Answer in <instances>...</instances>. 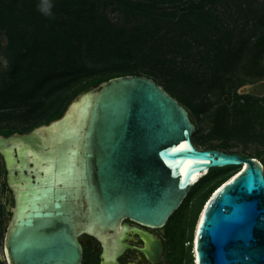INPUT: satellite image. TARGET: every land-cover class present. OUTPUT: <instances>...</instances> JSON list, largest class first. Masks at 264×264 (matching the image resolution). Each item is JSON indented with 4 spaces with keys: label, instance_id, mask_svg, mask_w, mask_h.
<instances>
[{
    "label": "water",
    "instance_id": "obj_1",
    "mask_svg": "<svg viewBox=\"0 0 264 264\" xmlns=\"http://www.w3.org/2000/svg\"><path fill=\"white\" fill-rule=\"evenodd\" d=\"M240 94L261 97L264 82ZM195 131L188 111L155 81L128 75L79 92L47 124L0 135L15 201L11 263L82 264L83 247L97 240L101 264L113 255L118 264L132 249L130 234L154 262L161 242L124 221L164 230L210 170L245 165L204 207L194 264H264L263 166L198 149Z\"/></svg>",
    "mask_w": 264,
    "mask_h": 264
},
{
    "label": "rangeland",
    "instance_id": "obj_2",
    "mask_svg": "<svg viewBox=\"0 0 264 264\" xmlns=\"http://www.w3.org/2000/svg\"><path fill=\"white\" fill-rule=\"evenodd\" d=\"M62 1L0 0V131L27 132L43 125L85 84L123 73L147 77L180 101L197 128L192 141L198 149L254 158L264 168V95L253 111L238 98L242 88L264 82V0L207 1L194 13L187 8L203 0H179L181 9L164 5L152 15L95 0L98 9L90 16L70 10L72 31L59 39L51 30L66 15ZM48 3L53 18L42 14ZM36 39L34 55L21 48ZM221 171L185 204L188 211L201 208L185 231L181 264H194L204 207L239 174L236 167L215 174ZM85 260L93 264L92 246Z\"/></svg>",
    "mask_w": 264,
    "mask_h": 264
},
{
    "label": "trees",
    "instance_id": "obj_3",
    "mask_svg": "<svg viewBox=\"0 0 264 264\" xmlns=\"http://www.w3.org/2000/svg\"><path fill=\"white\" fill-rule=\"evenodd\" d=\"M113 1H116V2L124 5L126 8H128V6H132L131 8H133V9L143 10L146 15H152L153 11H162V9L164 8V5H169V6L171 5V6H174V7L176 6L179 8V6H177L178 5L177 3L179 0H139V3H132L129 0H113ZM142 1H144L145 3H143ZM207 1H209L208 3H213L215 0H203L202 2H199L196 4H191L187 9L191 13L200 11V10L204 9ZM61 7H62V12H64L66 15H63L61 17L60 25L58 26V28L55 29L52 26V30H51V32H53L55 35H57L59 39H62L63 36L67 37L69 32L72 31V25L70 24V18L68 15L70 10H74V12L76 14H79V15H87V16L89 15L90 16V15L94 14L98 9V5L95 3V0H63L61 3ZM179 9H181V8H179ZM182 11H184V10H182ZM187 16L188 15H184V16H182V18H184V17L186 18ZM28 18H29V21H32V22H34V20H35V16L31 15V14L28 16ZM263 19H264V16H263ZM76 22H78V21H76ZM263 25H264V22H263ZM260 40H259V42H260ZM263 40H264V35H263ZM38 43H39L38 39H36L31 45H28L26 42H23L21 45V48L24 49L28 54L34 55V52L37 50ZM128 75L129 74H123V73L122 74H114V75H110V76H102V77H99L95 80H92L91 82L85 84L84 86H82L81 88L76 90L71 95L68 102L72 98H74L79 92L87 89L90 86H95L101 82H106L109 79H112L115 77L128 76ZM165 92H167V91H165ZM238 98L244 100L247 104H251V106L249 108L251 111H253L254 104L259 99L258 97L251 96V95H242ZM68 102L66 103V105L68 104ZM178 102L180 104V101H178ZM66 105L57 114H55L53 117L48 119L44 124H47L50 121L60 117L61 114L63 113ZM190 118H191V116H190ZM33 128H35V127H33ZM196 130H197V128H196ZM10 133H12V132L0 131V134L7 135ZM193 144L195 145L194 141H193ZM230 168H235V167H228V168H223V169H230ZM217 170H221V169L210 170V172L205 177H203L191 189L188 197L185 199V201L183 202L181 207L170 217V219L168 221L169 227L172 231L171 241L175 245V248H177V245H179L178 247L180 248L179 251L177 250V254L172 257L171 264H181V260L183 259V257H185L186 253H185V251L184 252L182 251V249H184L183 245H184L185 231L187 228H191L192 223L195 220V215H196L195 212L197 211V213H198L199 209L201 208V205L198 206L199 209H197V207L195 205L192 207V209L190 211H188V210H186L185 204L188 201L189 197L203 191L206 187L209 186V184L217 176H219L221 173H223V171H221L220 173L215 174V172ZM188 242H190V240H188ZM187 253H189V251ZM189 255H190V253H189Z\"/></svg>",
    "mask_w": 264,
    "mask_h": 264
},
{
    "label": "flooded vegetation",
    "instance_id": "obj_4",
    "mask_svg": "<svg viewBox=\"0 0 264 264\" xmlns=\"http://www.w3.org/2000/svg\"><path fill=\"white\" fill-rule=\"evenodd\" d=\"M10 134L0 135L8 136ZM14 206L15 201L8 183L7 169L3 157L0 155V264H12L11 255L8 250L11 238L12 218L14 215L12 210ZM124 222L130 227H136L149 233L156 240L160 241L162 244V252L154 262L149 261V259L140 252V249H143L145 246L144 242L138 235L130 234L129 236L131 238L128 236L129 240H126V243L129 244L132 249L124 251L117 259L118 264H171L172 257L177 254V250L179 251L180 248L178 247L179 245L175 248V245L171 241L172 231L168 223L164 230H160L142 227L130 220H125ZM89 246H92V254L95 258L93 264H101L102 260L100 259V255L103 248L101 243L97 240H90L87 242L86 246L83 247L82 264H87L85 260V250L88 249ZM182 251L184 252V249H182Z\"/></svg>",
    "mask_w": 264,
    "mask_h": 264
},
{
    "label": "clouds",
    "instance_id": "obj_5",
    "mask_svg": "<svg viewBox=\"0 0 264 264\" xmlns=\"http://www.w3.org/2000/svg\"><path fill=\"white\" fill-rule=\"evenodd\" d=\"M42 14L47 16L48 18H53V13H52V6L50 3H48L45 7L41 9ZM104 264H115L116 257L110 256V257H102Z\"/></svg>",
    "mask_w": 264,
    "mask_h": 264
},
{
    "label": "bare ground",
    "instance_id": "obj_6",
    "mask_svg": "<svg viewBox=\"0 0 264 264\" xmlns=\"http://www.w3.org/2000/svg\"><path fill=\"white\" fill-rule=\"evenodd\" d=\"M245 168H246L245 165L241 166V167L239 168V171H238V172H241V171L244 170ZM200 218H201V216H200ZM200 218H199V222H200ZM199 222H198V225H199ZM198 225H197V227H196L195 240H194V245H193L194 248H195V242H196V236H197ZM195 264H197V263H195Z\"/></svg>",
    "mask_w": 264,
    "mask_h": 264
}]
</instances>
